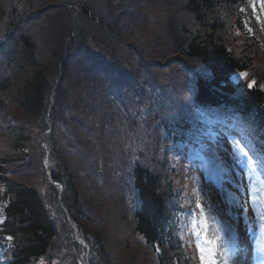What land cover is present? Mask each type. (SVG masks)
<instances>
[{
	"label": "trees",
	"instance_id": "obj_1",
	"mask_svg": "<svg viewBox=\"0 0 264 264\" xmlns=\"http://www.w3.org/2000/svg\"><path fill=\"white\" fill-rule=\"evenodd\" d=\"M66 2L0 0V217H5L0 224V263L78 264L79 246L70 235L66 208L70 220L80 226L82 236L89 241L86 264L149 262L148 254L139 250L143 242L154 252L155 246L162 249L155 264H192L172 237L168 213L169 206L175 205L170 187L165 188L161 162L165 132L173 131L176 139L184 137L192 117L183 110L176 112L182 108L178 93L161 133L155 128L145 157L143 151L139 153L143 161L130 166L126 157L110 149L118 120L126 115L115 105L119 101L125 110L135 112L129 82L138 85L135 92L143 97L164 80L173 90H181L183 97L188 95L192 109L193 104L210 110L226 106L245 121L253 120L264 141V68L262 76L256 72L258 65L264 66V30L260 28L264 22L256 23L251 0H163V10L152 3L154 13L173 16L170 26L179 38L171 48L181 60L171 58L160 66L156 60L167 58L166 54L156 56L148 45L141 46L140 31L130 27L135 21L120 25L115 12L125 0L116 4L114 0H89L76 18ZM50 5L46 12L35 11ZM139 12L143 10L139 8ZM251 17L254 22L250 29L260 38L255 41L246 36L241 42L239 32H250L246 24ZM109 33L115 37V44L107 37ZM66 49L71 57L64 60ZM101 49L109 56L106 53L104 57ZM133 53L137 60L133 58L126 65ZM78 55L80 60L93 61L87 70H95V76L105 80L101 88L111 89L98 106L99 134L96 132L93 142L86 139L84 152L85 160L94 158L95 170L101 168L105 179L109 175L100 187L93 185L91 178H82L81 163L68 139L69 135L76 138L78 126L77 119L67 116L70 109L90 121L96 116L87 103L80 101L81 110L77 109L78 100L63 86L70 77V62ZM191 66L197 70L193 72ZM242 72L247 75L235 78ZM250 82L253 86L247 88ZM134 112L130 126L139 138L142 129ZM161 120L158 117L155 122ZM49 128L51 132H47ZM43 141L50 150L47 167L62 191L47 180ZM202 162L194 160L195 164ZM125 178L134 179L136 195L129 202L120 195L130 186ZM90 211L96 217L88 221Z\"/></svg>",
	"mask_w": 264,
	"mask_h": 264
},
{
	"label": "rangeland",
	"instance_id": "obj_2",
	"mask_svg": "<svg viewBox=\"0 0 264 264\" xmlns=\"http://www.w3.org/2000/svg\"><path fill=\"white\" fill-rule=\"evenodd\" d=\"M63 1H67L66 6L70 8L71 11H75L76 16L82 15L81 6L83 5L84 2L83 0H63ZM120 1L121 0H114L115 4ZM162 1L163 0H125L124 6L120 10H116L117 12H115L116 13L115 15L120 17L121 19L120 25H122L123 23L124 25L127 26L126 22L135 21L130 27L133 28L132 31H140V36L138 37L142 39V43H140L141 46H144V44L148 45L147 49H149V52H153L156 56L160 54L161 55L166 54L165 56L167 58L163 59L162 57L156 60L157 63L165 64L171 58L179 59L181 57L177 53H175V49L171 48V44L175 42L177 39L179 40V38H176L177 35L172 33L173 27L170 26L171 25L170 19H173V16H167L165 13H162L163 15L161 16L158 13H154V11L150 9L151 7L150 5L153 3V5L155 6L156 3V6L159 8V10H163L162 8L164 7H161ZM50 4H56V3L50 2ZM59 4L60 5L57 6H61L62 3ZM139 8L143 10V13L139 12ZM263 8H264V0H263ZM40 9L41 8H35V11H38ZM44 12H46V10ZM104 14L107 16V13ZM122 16H124V18ZM98 33L100 34L99 30ZM133 35H135V33H133L132 36ZM135 36H137V34ZM107 37L111 40L112 44H115V37L112 36V34L109 33V36ZM109 51L111 52V48L109 49ZM116 52L121 53L120 51H116ZM100 53H102L104 57L107 56L106 53L109 56V52H104V50L102 49ZM133 54L134 55L132 57L127 59L126 65L131 64L133 58L137 60L135 53ZM79 58H82V56L78 55L75 59L71 60V62L69 61L71 63L70 77L66 80V82H64L63 86L69 89L71 95L75 96L76 98L75 100H78V105H76L77 109L79 108L81 110L80 101L85 104L87 103L90 105V108H88V110L94 112L92 114L96 116H91V121H90L87 118H84L78 112H74L73 109H70L69 112L67 113V116H69V118L71 119L73 118V120L77 119L78 126L76 127V130L78 137L76 136V138H73L71 135L69 136L67 135V136L71 144L74 145L72 153L75 154V157L77 158L79 164L81 163L82 170L80 169L81 171L79 173L81 174L82 178H87V179L91 178L90 181L91 180L93 181V185L100 187L101 185H103V181H106L109 175L106 177V179H103L104 176L101 171V168L95 170L97 165L92 166V160H94V158H92V160L91 159L85 160L84 155L86 154L84 152L87 150L88 147L86 145V139H90L93 142V140L96 137L95 136L96 132L99 134L100 125L97 121L100 113L98 110V106L101 103V101L105 99L107 94H109V91H111V89L109 87L101 88L103 86V83H105V80L104 79L99 80L98 76H95V72H94L95 70L93 72L87 70V68L93 63V61L88 59L80 60ZM149 60H151V58ZM126 65H122V67H126ZM126 68H128V66ZM263 68H264L263 65L257 66L256 72L258 73V75L262 76ZM160 76L163 77V75ZM144 77L146 76L144 75ZM242 77L243 76L239 75L237 79ZM81 80L82 82H79ZM169 84L170 83L163 80L161 86L154 85L151 88L150 95L146 93V95L140 97L136 93L137 89L135 88L138 85H136L135 82L132 81L129 82V86L131 85L133 86L131 90L132 92L131 98L134 102H136V110L135 112L132 109L128 110V108L127 110H125V106L122 103L119 104V101L115 105L116 109H119L120 107L121 109L124 110L126 114L125 116L122 114L120 120H118L119 122L117 121L118 127L117 130L115 129L116 131L115 135L117 141L110 142V149L111 151L115 152V155L128 157L129 162H130L129 159L134 158L133 154L136 149L134 142L135 138H134L133 128L130 126V119L132 117L133 112L134 115L137 117V122L140 123L142 127L150 128V133L153 135L151 137L147 136L148 132L140 134V140L145 142L146 144L153 142V139L155 137L154 131L156 125L158 124L155 122L156 119L158 117L163 118L164 116L169 117L168 112L171 111V108L174 107L175 101L179 99L178 93L182 97V108L181 110L178 109L176 112L183 113L184 111L185 113L189 114L193 120L195 119L192 106L189 103L188 95L183 97L181 90L175 91L171 86H169ZM94 86L95 87L101 86V87L100 89L93 91L92 89L94 88ZM79 95L81 96L79 97ZM72 107H74V103ZM225 117L226 116L221 115L219 116V119L223 122L224 120H227ZM163 120L168 121L169 118H165ZM193 126L195 127V123H193ZM61 129L64 131L66 127H62ZM78 131L81 132L80 135L78 134ZM214 133L217 136H215ZM223 136L224 133L222 127H218L216 124H207V127H203L201 132H198L196 129H194L192 131L191 137L188 138L186 142H182V143L180 142L179 144H176L173 143L172 140L168 138V136L165 137V144L167 147L163 155V159L166 164L165 170L163 172L165 186L167 187V185L170 184V186L173 189V192L176 194L175 196L176 201L178 203H181L182 206L191 204V194H192V189L194 188L193 177L196 176L197 174V168L194 167V164L190 163L188 158L192 149L195 147V145L198 142H201L205 144V147H207V149L211 152V150L216 146L218 142L216 140L217 138L223 145L220 148L219 155L223 159L227 160L228 157L225 155V149H229L230 144L224 141ZM209 144L211 146H206ZM143 149L145 152L146 149L145 148ZM85 163H88L90 168L87 165H85ZM131 165H132V161L130 162V166ZM85 166L87 167L83 168ZM237 171H239V169L234 168L229 173H223L225 174V177H227V180L231 182L230 183L231 189L234 187L235 181L240 178L235 174ZM199 174L200 171L198 172V175ZM206 175L214 176V175H219V173H213V170H211L210 173L209 172L203 173V178H205ZM243 175L244 173L241 172L240 176ZM108 179L110 180V178ZM219 179L221 180V178ZM207 180L213 181L212 182L213 185H215L214 183H216V178L210 177L207 178ZM243 182L245 185H247L248 183L246 178L244 179ZM117 205H118L117 208H120L121 205L119 202L117 203ZM249 215L250 216L253 215L251 208H249ZM95 217L96 216L93 213V211L87 213L88 221L92 220V218ZM179 221H180V225H179L180 228L178 231V236L183 242L184 249L187 251L189 255L193 257V259H195L197 264H201L199 250L197 249L195 242H192V238H194V236L189 231V227H190L189 212L181 213L179 215ZM237 231L239 234V240L243 243V245L246 247V250L248 252L247 257H238L240 264H254V261L252 259L254 254L253 239L256 232H258V229L256 230L255 234L247 233L245 231V226L243 225V223H238ZM192 247L193 249L196 250L195 258L193 253L191 252ZM139 250L140 252L147 253L150 258L149 262L147 259H144V262L142 264L156 263L153 260V254L151 253L150 249H148L145 246H140Z\"/></svg>",
	"mask_w": 264,
	"mask_h": 264
},
{
	"label": "snow or ice",
	"instance_id": "obj_3",
	"mask_svg": "<svg viewBox=\"0 0 264 264\" xmlns=\"http://www.w3.org/2000/svg\"><path fill=\"white\" fill-rule=\"evenodd\" d=\"M253 83L246 87L251 88ZM193 112L198 132L205 124H216L223 128V139L230 144V148L225 149L227 160L219 155L223 145L218 141L207 161L194 163V167L199 170L211 165L213 173H229L238 168L235 174L240 177L232 190H225L227 208L221 207L222 202L213 200V185L203 184L199 176L193 177L194 207L189 212L190 231L195 236L201 264H240L238 257H247L246 247L239 240L238 223H243L247 233L255 234L258 229L252 259L254 264H264V141L251 119L245 121L232 114L222 122L217 113L195 104ZM195 159L203 161L202 157ZM241 172L243 176H240ZM245 178L247 185L243 182ZM249 208L253 212L251 216Z\"/></svg>",
	"mask_w": 264,
	"mask_h": 264
},
{
	"label": "water",
	"instance_id": "obj_4",
	"mask_svg": "<svg viewBox=\"0 0 264 264\" xmlns=\"http://www.w3.org/2000/svg\"><path fill=\"white\" fill-rule=\"evenodd\" d=\"M51 180V179H50ZM53 184H55V183H53ZM71 231H72V236L74 237V238H76V233H75V230L73 229V227H71ZM81 261H83V253L81 254V256H80V258H79Z\"/></svg>",
	"mask_w": 264,
	"mask_h": 264
}]
</instances>
